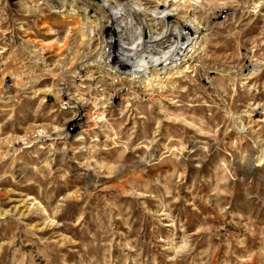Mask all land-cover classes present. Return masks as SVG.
<instances>
[{
    "label": "rangeland",
    "instance_id": "1",
    "mask_svg": "<svg viewBox=\"0 0 264 264\" xmlns=\"http://www.w3.org/2000/svg\"><path fill=\"white\" fill-rule=\"evenodd\" d=\"M0 264H264V0H0Z\"/></svg>",
    "mask_w": 264,
    "mask_h": 264
},
{
    "label": "bare ground",
    "instance_id": "2",
    "mask_svg": "<svg viewBox=\"0 0 264 264\" xmlns=\"http://www.w3.org/2000/svg\"><path fill=\"white\" fill-rule=\"evenodd\" d=\"M187 33V32H186ZM164 37H167V35H165ZM157 41H159V42H157ZM156 42L155 41H153L152 43H145V42H143V44L141 45V44H139L138 45V48L139 49H137L136 50V48L134 49V57H136V55H138V51H140L141 49H144L145 48V45H148V46H155V45H159V43L160 42H162V39H160V40H157ZM114 43V42H113ZM144 43H145V45H144ZM113 51H114V54L112 55V57L113 58H116V60L118 61V67L119 68H125L128 64V61L129 60H132V58H133V56H130V55H128L127 56V58H120L118 55H119V53H121V50H120V47H119V44H116V43H114L113 44ZM176 52V51H175ZM173 54V53H172ZM157 60V59H156ZM155 60V61H156ZM159 60V59H158ZM154 62V61H153Z\"/></svg>",
    "mask_w": 264,
    "mask_h": 264
}]
</instances>
